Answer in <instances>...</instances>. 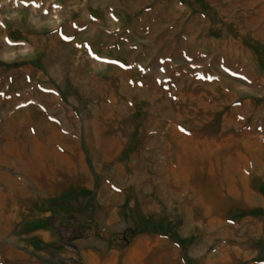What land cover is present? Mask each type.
<instances>
[{"label":"rangeland","instance_id":"1","mask_svg":"<svg viewBox=\"0 0 264 264\" xmlns=\"http://www.w3.org/2000/svg\"><path fill=\"white\" fill-rule=\"evenodd\" d=\"M65 138L93 189L24 212L3 178L0 264H264V0H0L1 146Z\"/></svg>","mask_w":264,"mask_h":264},{"label":"crops","instance_id":"2","mask_svg":"<svg viewBox=\"0 0 264 264\" xmlns=\"http://www.w3.org/2000/svg\"><path fill=\"white\" fill-rule=\"evenodd\" d=\"M40 139V145L35 147V151H39L40 155H44L46 151L54 152V158L46 159L45 156L35 157L32 159V150L23 148L22 159L12 156L10 149L1 146L0 142V186H3V178H8L11 184L19 185L18 190L12 192L17 195L19 205L18 208L23 210L33 209L41 210L44 206L51 202H56L67 198L69 192L91 191L94 181L88 172H84L81 164L80 170L75 171L74 175L68 174V148L67 139H64V144L58 145L55 148H47L43 145ZM47 148V149H46ZM14 155V154H13ZM7 167L18 172L20 179H15L1 168ZM6 184V183H5ZM1 189V187H0ZM7 190L1 189L0 196L6 197L4 194ZM6 200V198H4ZM10 207V206H9ZM15 207V206H11ZM3 208V206H1ZM29 213V212H28ZM21 222V221H20ZM19 222V223H20ZM37 235L45 244H50L53 239L44 232L38 231ZM4 238L3 235L0 236ZM157 253V252H156ZM161 254L160 263L166 264H182L180 252H158ZM208 257L209 263L223 261L224 264H234L232 260L233 254L223 250L221 252H202ZM234 254L236 252H233ZM82 264H150L147 259L146 252H113V251H98L93 249H84L79 252ZM166 256V257H164ZM183 256V254H182ZM163 258H166L163 259ZM182 260V261H181Z\"/></svg>","mask_w":264,"mask_h":264},{"label":"trees","instance_id":"3","mask_svg":"<svg viewBox=\"0 0 264 264\" xmlns=\"http://www.w3.org/2000/svg\"><path fill=\"white\" fill-rule=\"evenodd\" d=\"M65 232H66V231H62V232H61V235H64ZM50 250H51V249H50Z\"/></svg>","mask_w":264,"mask_h":264}]
</instances>
